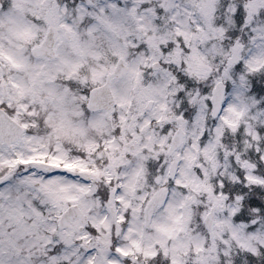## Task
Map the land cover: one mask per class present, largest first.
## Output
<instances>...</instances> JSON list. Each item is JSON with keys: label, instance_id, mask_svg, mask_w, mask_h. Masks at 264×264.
Here are the masks:
<instances>
[{"label": "snow or ice", "instance_id": "snow-or-ice-1", "mask_svg": "<svg viewBox=\"0 0 264 264\" xmlns=\"http://www.w3.org/2000/svg\"><path fill=\"white\" fill-rule=\"evenodd\" d=\"M0 264H264V0H0Z\"/></svg>", "mask_w": 264, "mask_h": 264}]
</instances>
